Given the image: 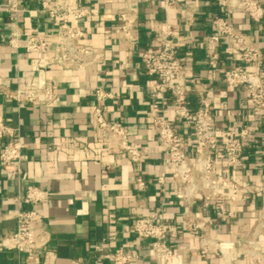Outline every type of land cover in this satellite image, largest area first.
I'll return each mask as SVG.
<instances>
[{
    "label": "crops",
    "instance_id": "0c3cea01",
    "mask_svg": "<svg viewBox=\"0 0 264 264\" xmlns=\"http://www.w3.org/2000/svg\"><path fill=\"white\" fill-rule=\"evenodd\" d=\"M71 1L91 10L79 23L86 33L84 42L101 49L106 56L105 61L86 71L67 72L56 65L48 71L40 70L41 57L24 49L26 35L41 34L53 39L56 24L41 11L36 0H0V86L15 89L52 81L57 95L55 102L45 107L9 101L0 93L3 124L17 128V137L25 144L22 177L8 180L0 169V243L15 230L18 210L33 208L20 199L29 187L35 186L44 190L48 199L36 207L43 220L34 226V232L49 234L46 253L38 256L36 264H71L74 260L113 264L112 257L118 249L138 256L132 264H154L149 252L151 241L131 232L137 219L153 216L178 229L166 264H223L220 256L203 255L198 250L203 232L185 230L187 211L202 218L209 235L218 241H255V247L264 253V231L253 235L259 217L264 216V108L256 115L246 91L231 89L223 82L226 69L246 68L224 41L219 42L216 71L213 73L209 67L206 43L217 39L212 21L222 15L216 0H181L194 7L195 22L189 27L180 13L170 15L168 20L175 26L178 57L187 68L190 111L198 109L202 97H209L219 130L251 127L243 158L231 177L238 184L258 190L239 202L226 201V209L234 212V217L226 221L216 202L209 209L203 208L200 195L188 205L171 173H166L164 183L158 182L164 173L165 154L158 145L152 116L161 103L152 96L154 80L146 74L142 56L159 50L153 26L166 21L163 0ZM9 2L17 5L16 15L7 9ZM121 11L136 19L131 41L120 32ZM235 19L236 27L264 53V20L256 24L242 13H237ZM15 29L24 35L19 49L12 50L9 40ZM50 57L55 60L57 52H51ZM249 69L259 72L264 81V61ZM96 87L112 94L102 102L105 116L123 126L135 141L142 153L139 164L130 162L116 149L96 145L97 130L91 120L99 104L94 95ZM165 102L166 118L185 140L188 155L194 158L197 148L192 124L174 115L171 96ZM215 157L216 171L227 175L223 149ZM138 177L144 180V188L137 187ZM233 258L238 264H249L236 252ZM0 264L26 262L16 251L0 246Z\"/></svg>",
    "mask_w": 264,
    "mask_h": 264
},
{
    "label": "built area",
    "instance_id": "2783aa9c",
    "mask_svg": "<svg viewBox=\"0 0 264 264\" xmlns=\"http://www.w3.org/2000/svg\"><path fill=\"white\" fill-rule=\"evenodd\" d=\"M41 11L56 24L53 39L41 34H28L24 49L28 53L39 55L38 68L50 70L54 65L64 71H86L97 67L106 60L99 48L87 45L86 33L79 23L91 14L90 9L81 7L71 0H36ZM222 15L215 17L212 27L217 39L206 43L208 64L214 73L220 61L219 42L224 41L237 55L238 61L246 68H229L224 71L223 82L231 89L246 91L252 110L259 115L264 108V81L259 72L249 67H258L264 61V53L253 43L252 38L236 27L235 16L242 13L253 23L264 20V4L261 0H216ZM7 9L16 15L18 7L9 2ZM194 7L181 0H163V11L166 21L153 26L158 33L159 50L145 52L142 62L146 74L154 80L152 96L161 104L154 110L152 121L159 147L164 151V173L158 182L164 183L166 173H171L179 191L188 205L198 195L202 197V206L209 209L217 203L223 221L234 217L233 211L225 207L226 201L239 202L245 195L258 190L257 187L238 184L231 177L232 170L239 165L244 155V145L251 135L249 125L238 131L219 130L212 113V102L209 97H202L199 107L190 111L187 106L188 80L187 68L178 57V45L174 42L175 26L168 20L172 14L180 13L186 27L194 24ZM120 32L124 39L131 41L132 29L136 25L135 16L127 11L120 12ZM16 21V17H13ZM23 32L15 29L11 33L9 46L12 50L20 47ZM56 51L54 60L50 53ZM0 93L9 101L19 104L40 105L49 107L56 98L54 83L46 81L42 86L19 85L15 89L0 86ZM98 105L91 113L93 127L97 130L96 145L107 149H116L120 154L135 164L142 160V153L126 129L109 121L102 107V102L112 98V94L100 87L94 89ZM168 96L173 99L174 115L192 124L197 154L191 158L187 152L183 137L172 127L165 115V101ZM18 129L3 124L0 113V169L8 180H16L23 175L22 159L24 142L17 137ZM223 149L227 175L216 171L215 153ZM139 188L145 187L141 177L136 179ZM48 199L47 193L39 187H29L21 202L32 206L18 210L15 215V230L3 238L1 249L16 251L24 256L26 264H36L39 255L46 253L49 234H36L34 226L42 223V215L36 209ZM184 228L189 232L202 231L198 250L203 255L214 253L223 260V264H238L233 258L234 252L245 258L249 264H264V253L255 247V241L238 240L235 242L218 241L209 235L206 222L198 215L187 211ZM264 231V216L259 217L253 231ZM139 239L151 241L150 258L154 264H166L171 251V242L178 234L172 225L158 221L156 216L139 218L131 226ZM138 259L134 253L118 249L113 257V264H132ZM71 264H85L74 260Z\"/></svg>",
    "mask_w": 264,
    "mask_h": 264
}]
</instances>
